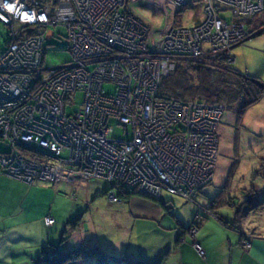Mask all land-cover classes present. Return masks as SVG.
<instances>
[{"label": "built area", "instance_id": "1", "mask_svg": "<svg viewBox=\"0 0 264 264\" xmlns=\"http://www.w3.org/2000/svg\"><path fill=\"white\" fill-rule=\"evenodd\" d=\"M125 1L0 0L9 38L0 54V173L57 191L67 185L70 195L98 180L113 203L119 192L190 201L212 182L223 107L159 97V87L180 61L230 57L262 2L202 0L204 19L184 25L179 14L200 0H152L163 22L151 27ZM50 27L66 31L69 59L59 67L45 62Z\"/></svg>", "mask_w": 264, "mask_h": 264}, {"label": "rangeland", "instance_id": "2", "mask_svg": "<svg viewBox=\"0 0 264 264\" xmlns=\"http://www.w3.org/2000/svg\"><path fill=\"white\" fill-rule=\"evenodd\" d=\"M150 2L152 0H126L124 5L130 10L128 12L131 15L140 18L142 22L151 27H159L163 22L162 14ZM259 2H262V11L244 19L247 21H243L249 28L244 42H238L239 44L237 43L231 48L230 57H217L215 60L224 59L225 63L231 64L230 66L238 72L258 73L256 74L258 79L264 83V32L259 35H250L252 28L257 23H264V0H259ZM204 17L202 0L199 1L196 8L185 7L179 14L181 23L184 25L200 22ZM263 29L264 27L261 28V30ZM49 30L55 33V39L53 45L48 46L46 50L45 62L47 66L59 67L69 59L68 53L64 51L67 46L66 39H64L66 31L61 27H50ZM7 32V28L0 24V54L6 47L4 41ZM181 62L194 61L184 60ZM215 62L219 64L220 60ZM105 89L111 91L112 87L105 86ZM79 104L80 102L74 103L72 108H68L67 111L71 112ZM113 125V136L122 137L123 128L115 123ZM216 135L214 148L217 156L214 177L209 183L210 185L207 184L204 188L199 189L198 194L197 192L193 193V196H196L194 197L195 202H188L166 192L162 193V200L164 202L172 200L174 202L172 209L174 214L187 222V225L191 223L188 230L184 228L186 232L193 233L196 231L197 228L193 226L191 220L192 218L193 220L200 218V214L197 213L199 208H208L213 202H216L219 205L214 210L215 212L221 215L230 212L234 215L236 210L232 212V208L238 207L235 205L237 199L240 204L242 203L240 205L241 211L239 210L238 213L241 214L239 219L243 227L245 226V219H247L253 229H261L264 227V93L259 101L251 105L246 111L240 122H237L234 112L224 110L221 123L216 126ZM0 151H6L2 142H0ZM61 156L65 158L66 154L62 153ZM232 168L234 170H231ZM11 185L13 184L8 182L5 176L0 175V264H14L11 263V259L18 254L16 247H26L33 244L32 241L18 240L14 234H26V237L29 238L27 235L36 231L42 217H51L55 221V225L47 233L51 236L50 239L54 238L56 244L64 239L67 251H74L79 247L87 251L93 248L100 249L97 247V243L117 242V240L123 239L124 234V242L131 249L140 245L154 248L164 235L159 231L162 222L147 223L145 221L144 224L136 222L134 226L130 221L128 222L127 220L131 215L130 210L123 202L124 200L111 202L107 194L103 195L104 186L98 180L91 181L87 187L78 186L76 189L74 188L70 191L73 193L72 195L69 194L70 187L67 185H64L61 191H56L57 193L50 190L51 193L44 202L39 200L40 205L34 203L28 205L29 203L21 198H18L19 200L4 198L1 194L2 187L9 188ZM51 187L55 189L53 185ZM252 193L254 196L250 197L249 195ZM216 197H220V199ZM190 199V201L193 200V198ZM232 199V202H236L234 204L230 202L229 204L232 206L225 204ZM22 201L23 208H28L27 211L22 210ZM8 205L10 207L6 208ZM22 219H28V221L24 225L17 224L19 221L21 223ZM77 219L80 222L76 228L73 223H76ZM118 221H124V223L121 224ZM118 225H121L120 227L123 229H120ZM177 225L180 226V222ZM98 226L104 231L99 232ZM184 234L180 233L179 237ZM79 236L81 240L78 243ZM84 263L94 264V261L87 258Z\"/></svg>", "mask_w": 264, "mask_h": 264}, {"label": "crops", "instance_id": "3", "mask_svg": "<svg viewBox=\"0 0 264 264\" xmlns=\"http://www.w3.org/2000/svg\"><path fill=\"white\" fill-rule=\"evenodd\" d=\"M162 12L163 11H160L163 15ZM254 74L248 75L258 78L256 75L258 73ZM5 179L13 184L9 186V188L3 186L1 189L2 196L8 200H14L15 198V200H19L18 198H21L24 199L26 203H29L28 205H32L33 203L40 205L39 200L44 202L45 198L49 197L51 191L57 193V190L50 185H43L40 183L27 184L9 176H5ZM194 197L196 196H193V200L188 202H195ZM123 202L130 210L131 216L128 218V222L130 221L133 226L136 222L140 224H144L145 221H147V223L162 222L159 231L162 235L164 234V237H161L157 246L154 248L140 245L141 248H139L140 246H136L137 248L133 247L131 249L124 242L125 234L122 236L123 239L117 240V242L109 241L106 244L104 242L97 243V247L109 255L138 258L144 260L147 264H152L155 260L157 261L165 253L167 254V258L163 264H264V227L261 229H253L249 224L250 221L247 219H245V226L243 227L240 219L233 215V213H223V216L227 219H237L239 221L245 234L244 239L241 240L239 233L227 228L224 224L218 221L217 218L211 215L199 225L194 233H190L189 231L186 232V230L189 229L188 226H191V223L187 225V222L180 219L173 211L172 216L166 214L165 209L158 201L151 200L144 195L134 194ZM169 205H167V207ZM21 206L22 210L27 211L28 208H23V201L21 202ZM173 206L174 205L172 204L168 208L172 210ZM9 207L10 205L6 206V208ZM44 218L46 217H42V220H40L41 223L38 225L36 231L33 232V234L27 235L29 238L26 237V234H14V237L18 240L32 241L33 244L26 247H16V252L18 254L11 259V263L33 264L38 258L41 249L47 245L57 246V253L67 252L65 242L63 245H61V241L56 244L54 238L50 239L49 237L51 236L47 233V231L55 225V221L52 226L47 227L44 224ZM77 220L79 224L80 221L79 219ZM196 220H198V218ZM27 221L28 219H22L21 223L19 221L17 224L24 225ZM177 221L180 222V226L177 225ZM118 222H121V224L124 223V221ZM118 226L120 229H123V227H120L121 225ZM184 228H186L185 234L180 237V241L177 242V239ZM97 230L99 232L104 231L99 226L97 227ZM161 230L163 231L161 232ZM96 237L97 236L95 235V238ZM80 240L81 237L79 236L78 243ZM242 241H246L249 244L248 248L243 247ZM96 242H98L97 239ZM194 244L200 245L204 251V257L199 256L193 246ZM16 259H19V261ZM80 264L85 263L81 262Z\"/></svg>", "mask_w": 264, "mask_h": 264}, {"label": "trees", "instance_id": "4", "mask_svg": "<svg viewBox=\"0 0 264 264\" xmlns=\"http://www.w3.org/2000/svg\"><path fill=\"white\" fill-rule=\"evenodd\" d=\"M52 1L57 2L58 0ZM228 20L229 18H227L226 21ZM263 27L264 23H257V25L252 28L253 31L251 30L250 35L256 34ZM8 40L9 38L6 37L4 41L5 46L7 45ZM218 60H220V62H218L219 64L215 62ZM230 65L231 64L229 63H225L222 58L209 60L206 63H183L180 61L177 63L175 71L162 80L159 87V97L221 105L225 111L230 110L234 112L237 122H240L251 105L256 104L261 98L264 93V83L247 73L238 72ZM0 142L2 141L0 140ZM0 153H3V151H0ZM231 170H234V168ZM0 175L7 176L3 173H0ZM105 194L106 193L104 192L103 195ZM117 195L120 200H127L134 194L119 192ZM249 196L253 197L254 193ZM217 199H220V197ZM237 200H235L237 203L232 202V199L225 204L232 206L229 204L230 202L233 204L236 203L235 205L238 207L235 209L233 208L232 212L236 210L234 215L241 218V214L239 215L238 212L239 210L241 211L240 205L242 203L240 204L239 200ZM155 201H158L162 205L166 214L172 216V210L167 207L169 204L174 205L172 200L164 202L161 197V199ZM217 205L219 204L213 202L208 208H199L197 213L200 214V218L198 220H192L193 226L198 228L199 225L211 215L217 218V220L227 228L239 233L241 240L244 239L245 234L239 221L237 219L229 220L223 215L215 212L214 210L218 208ZM73 225L77 228L78 220L76 223H73ZM182 233L184 234L185 230L182 231ZM179 238L180 237H178L177 242L180 241ZM63 244L64 239H61V245ZM56 250L57 246L53 245L43 247L33 264H80L81 262L86 261L87 258L93 259L94 264H147L144 260L138 258L109 255L98 248H93L87 251L79 247L74 251H67L65 253H57ZM166 258L167 254L165 253L154 264H163Z\"/></svg>", "mask_w": 264, "mask_h": 264}, {"label": "water", "instance_id": "5", "mask_svg": "<svg viewBox=\"0 0 264 264\" xmlns=\"http://www.w3.org/2000/svg\"><path fill=\"white\" fill-rule=\"evenodd\" d=\"M262 32H264V29H263V30H261V31H259V32H258V33H256L255 35H259V34H261ZM251 37H252V36H251ZM104 192L106 193L107 191H106V190H104V191H103V193H104Z\"/></svg>", "mask_w": 264, "mask_h": 264}, {"label": "flooded vegetation", "instance_id": "6", "mask_svg": "<svg viewBox=\"0 0 264 264\" xmlns=\"http://www.w3.org/2000/svg\"><path fill=\"white\" fill-rule=\"evenodd\" d=\"M245 202V201H244ZM249 204H251V202L248 200Z\"/></svg>", "mask_w": 264, "mask_h": 264}]
</instances>
